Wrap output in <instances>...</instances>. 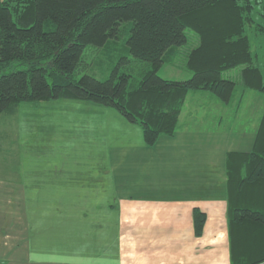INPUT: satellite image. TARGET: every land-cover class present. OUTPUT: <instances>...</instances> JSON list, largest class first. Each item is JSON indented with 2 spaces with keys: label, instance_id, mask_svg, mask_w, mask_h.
I'll use <instances>...</instances> for the list:
<instances>
[{
  "label": "crops",
  "instance_id": "0c3cea01",
  "mask_svg": "<svg viewBox=\"0 0 264 264\" xmlns=\"http://www.w3.org/2000/svg\"><path fill=\"white\" fill-rule=\"evenodd\" d=\"M209 94L189 93L177 132L155 145L139 125L99 104L87 115L21 117V104L1 114L0 264H245L263 257L231 222L227 156L253 151L264 99L244 129L240 109L253 91L238 86L228 104ZM237 128L243 150L219 143L224 130ZM76 137L98 162H74ZM195 209L206 216L201 233Z\"/></svg>",
  "mask_w": 264,
  "mask_h": 264
},
{
  "label": "trees",
  "instance_id": "16d2710c",
  "mask_svg": "<svg viewBox=\"0 0 264 264\" xmlns=\"http://www.w3.org/2000/svg\"><path fill=\"white\" fill-rule=\"evenodd\" d=\"M264 0H0V115L22 102L85 100L115 108L141 125L148 145L173 136L191 92L230 103L238 85L264 93V73L248 34H264L254 10ZM185 80L161 77L188 43ZM125 38L108 78L77 77L89 46L104 50ZM13 65H23L6 73ZM239 68L238 79L224 72ZM230 219L264 252V115L253 151L227 156ZM202 232L206 216L194 210ZM245 264H264L263 257Z\"/></svg>",
  "mask_w": 264,
  "mask_h": 264
},
{
  "label": "rangeland",
  "instance_id": "374dc122",
  "mask_svg": "<svg viewBox=\"0 0 264 264\" xmlns=\"http://www.w3.org/2000/svg\"><path fill=\"white\" fill-rule=\"evenodd\" d=\"M254 17H255V22L257 24H264V2L256 6L254 10ZM187 34L189 38L188 43L184 47H182V50L180 51V54L178 55L177 63H174V64L165 63L164 65H162L158 71V74L161 77L166 78V79H171V80H185L192 76L193 74L192 71L186 67V52L192 47L195 38H193L194 32L187 31ZM248 34L253 43L254 51L259 54L257 64L261 67L264 73V34L254 32L251 27H249L248 29ZM125 38H126V35L123 34L119 42L108 45V47L105 48L104 50H96L94 47L89 46L86 50V56H85L86 62L88 64L84 67V69L81 72H79L77 77H80L81 75L87 73L99 79L108 78L113 66L116 64L118 60L119 53L123 52L125 48V45H126ZM23 67H24L23 65H13L9 67L8 69H6L5 72L8 73V72H11L12 70L21 69ZM239 72H240V69L236 68V69L224 72L223 76L225 78H232V79L237 80ZM251 91H253V94H254L253 96H248V100L249 101L251 100V102L248 104L249 101L247 100L246 105L240 109L241 117L239 119V124H243L244 129H247L250 125L249 122H246L249 119V115H251L252 111L256 110L255 106L259 105L258 102L259 101L261 102L264 99L263 92L254 91V90H251ZM53 102H57L58 104H51L53 105V107L48 110L40 109V108L36 109L32 106L30 102H22L20 103L21 108H20L19 116L28 117V118H40V117L45 118V117H54V116L56 117L73 116L74 113L76 115H83V114L87 115L91 110H93L94 106L92 105L97 104L95 102H90V101H85V100H72V99H59V100H53ZM46 103L47 102H45L44 104ZM69 103H72V104H69ZM73 103H76V104H73ZM208 109H209V104L205 102L203 109H201V111L205 113L209 111ZM194 112H195V109H194ZM182 119L185 120V118H182ZM183 120L181 121L185 122ZM192 122L193 120L189 121L188 128H192ZM223 122H224V125H226L227 122L226 121H223ZM203 125H209V124L203 123L200 127H203ZM139 126L141 127V125ZM224 131L225 133L229 135H227L228 137H222V138L220 137V141H221L219 142L220 144H223V146L228 145L230 148L232 149L234 148L235 150H243V147H246L245 137L238 130V128L233 129L230 132L227 130H224ZM77 132L82 133L84 131L79 130ZM76 139H77L79 149L77 150L78 152L73 158L74 162L81 163V164H88V163L93 164V163L98 162L97 161L98 159H92L95 157H90L86 155V151L89 150V147H88L89 142L85 144L82 137H79V139L76 137Z\"/></svg>",
  "mask_w": 264,
  "mask_h": 264
}]
</instances>
